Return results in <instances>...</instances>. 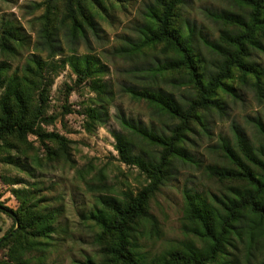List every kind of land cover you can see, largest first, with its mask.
I'll return each mask as SVG.
<instances>
[{"label": "rangeland", "instance_id": "obj_1", "mask_svg": "<svg viewBox=\"0 0 264 264\" xmlns=\"http://www.w3.org/2000/svg\"><path fill=\"white\" fill-rule=\"evenodd\" d=\"M81 2L96 27L93 29L80 19L85 23L84 32L74 36L65 19L66 0H0V36L5 23L14 27L16 33L9 42L14 47L12 53L0 48V63L6 62L9 67L6 78L31 81L42 128L72 142L70 161L48 154L34 135L28 137V143L8 138L14 146L8 148L10 151L0 146V203L17 210L21 201L17 195L25 196L55 213V233L43 248L27 255L30 264H103L104 248L110 238L91 217L92 213L104 208L102 200H125L152 183L140 168L121 161L113 132L121 133L134 146L135 154L152 160L160 154L159 143L146 134L122 127L121 118L154 134H171L178 121L145 101L133 99L126 90L155 83L156 89L172 95L180 104L195 97L183 72H165L158 77L149 73L167 60L161 45L142 52L138 49L141 31L149 20L145 13L153 0ZM245 9L234 0H185L178 7L174 28L181 35H186L189 27L195 30L192 42L204 78L217 71L222 60L211 45L220 42L223 33L236 31L235 23L220 16L224 12L244 15ZM46 27L54 34V49L40 37ZM261 39L249 57L258 73L245 75L234 69L230 79L222 80L224 85L217 89L216 102L210 101L201 108L180 137L182 155L171 161L168 178L148 202L158 227L152 230L146 223L138 237L140 251L149 259L163 256L181 242L191 240L184 230L186 187L221 198L230 187L242 186L240 182L213 175L214 169L231 167L225 157V143L240 155L235 135L241 132L251 146L264 145L258 128L264 125ZM72 55L95 56L107 68V74L100 79L107 83L111 100L102 102L104 96L93 90L92 84L98 77L78 80L68 63ZM37 59L42 60L39 66L33 63ZM101 105L108 107L109 117L90 132L86 128L87 111ZM46 144L55 151L58 148L56 143ZM12 226L13 220L0 212V239ZM7 250L0 249L1 261L8 260Z\"/></svg>", "mask_w": 264, "mask_h": 264}, {"label": "trees", "instance_id": "obj_2", "mask_svg": "<svg viewBox=\"0 0 264 264\" xmlns=\"http://www.w3.org/2000/svg\"><path fill=\"white\" fill-rule=\"evenodd\" d=\"M234 1L241 7H246V12L244 15L224 12L220 16L235 23L236 31L223 33L220 42L211 45L222 60L217 71L214 70L206 78L192 42L195 30L189 27L188 35H181L173 25L176 11L185 0H153L148 6L145 15L149 20L141 31L143 35L138 49L142 52L146 48L153 49L161 45L162 52L167 55L164 64L155 66L149 73L158 77L165 72H183L195 97L186 104H180L172 95L160 88L156 89L155 83H146L141 89L129 87L126 90L133 99L157 107L176 119L178 124L171 128V134H154L143 132L136 124L121 118L122 127L146 134L159 143L160 154L152 160L146 159L143 154H135L134 146L121 133L113 132L115 148L121 161L140 168L152 183L136 195L126 196L125 200L104 199V208L92 213L91 217L101 226L104 235L110 238L104 248L106 261L103 264H264V145L251 146L241 132L235 135L240 155L229 143H225V157L231 167L216 171L214 169L212 172L221 180L237 181L242 186L230 187L229 193L221 198L186 187L183 191L186 221L184 230L191 240L181 242L177 248L163 256L151 259L140 251L138 244L144 224L148 223L152 230L158 227L156 216L148 208L149 199L168 178L171 161L182 155L180 137L198 117V111L210 101L216 102L214 97L217 89L224 85L222 80L230 79L234 69L245 75L249 72L258 73L249 57L253 48L259 47L261 38L264 39V0ZM65 11V19L71 25V35L83 34L85 23L95 29L96 22L85 12L81 0H66ZM1 30L0 48L10 54L14 47L9 42L16 35L15 28L5 23ZM40 37L51 48L57 47L54 45V34L47 27L42 29ZM33 63L39 66L42 60L37 59ZM68 63L79 81L98 77L92 84L93 90L104 96L102 102L111 100L107 83L100 79L108 70L95 56L72 55L68 58ZM7 69L8 64L1 62L0 146L10 151L14 146L8 138L28 143V137L34 135L48 154L70 161L72 142L58 133L46 132L42 128L41 113L37 114L38 108L33 102L34 84L18 80L17 77L7 79ZM87 116L89 120L86 128L92 132L107 121L108 107L101 105L90 108ZM258 128L264 141V125L261 124ZM46 141L56 143L57 150L49 147ZM17 198L21 200L17 210L0 203V212L13 220V226L0 239V249H8V260H0V264H30L31 258H27V255L43 248L45 241L55 233L56 218L53 211H46V207L34 198L19 195Z\"/></svg>", "mask_w": 264, "mask_h": 264}, {"label": "water", "instance_id": "obj_3", "mask_svg": "<svg viewBox=\"0 0 264 264\" xmlns=\"http://www.w3.org/2000/svg\"><path fill=\"white\" fill-rule=\"evenodd\" d=\"M15 230V229H14ZM10 237V236H9Z\"/></svg>", "mask_w": 264, "mask_h": 264}]
</instances>
